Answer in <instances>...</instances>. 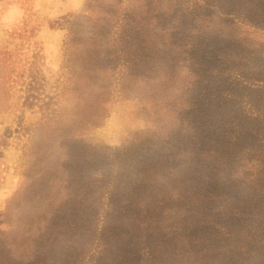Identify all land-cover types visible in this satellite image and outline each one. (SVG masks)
I'll return each instance as SVG.
<instances>
[{
  "label": "rangeland",
  "instance_id": "1",
  "mask_svg": "<svg viewBox=\"0 0 264 264\" xmlns=\"http://www.w3.org/2000/svg\"><path fill=\"white\" fill-rule=\"evenodd\" d=\"M0 264H264V0H0Z\"/></svg>",
  "mask_w": 264,
  "mask_h": 264
}]
</instances>
